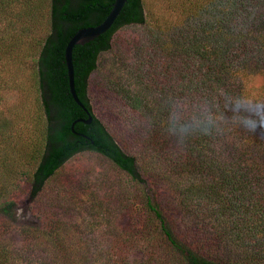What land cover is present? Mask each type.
Returning a JSON list of instances; mask_svg holds the SVG:
<instances>
[{
    "label": "trees",
    "instance_id": "1",
    "mask_svg": "<svg viewBox=\"0 0 264 264\" xmlns=\"http://www.w3.org/2000/svg\"><path fill=\"white\" fill-rule=\"evenodd\" d=\"M113 1L0 0V100L21 88L28 61L42 113L0 122V264H264V130L233 124L230 111L236 98L264 102L256 12L248 0H173L167 10L182 18L169 25L125 0L105 33L72 49L74 92L91 121L70 131L86 117L68 94L63 49ZM126 26L144 29V48L165 61L166 86L147 118L129 104L116 134L93 115L88 78ZM83 151L123 174L116 229L63 224L39 206L45 184ZM25 196L34 225L14 215Z\"/></svg>",
    "mask_w": 264,
    "mask_h": 264
},
{
    "label": "rangeland",
    "instance_id": "2",
    "mask_svg": "<svg viewBox=\"0 0 264 264\" xmlns=\"http://www.w3.org/2000/svg\"><path fill=\"white\" fill-rule=\"evenodd\" d=\"M141 1L144 11L158 22L170 25L180 21L181 16L176 12L178 9L173 12L167 10L173 0ZM247 5L256 12L255 28L264 30V0H248ZM143 36L144 29L139 26H126L117 30L111 38L110 48L99 54L96 69L88 78L92 113L116 134L123 133L122 129L126 124L124 121L128 119L127 116L133 115L128 108L129 104H135L134 108H140L142 116L147 118L164 97L166 82L163 81L161 64L165 65V61L158 59L159 55L156 56L154 51L149 53L144 48ZM24 64V75L19 80L21 88L1 93L0 122L3 124L18 117L25 119L27 115V120L36 116L42 118L38 94L28 81L26 69L29 62ZM171 86L170 81L168 87ZM35 128L33 124L31 129ZM23 132L24 130L22 134ZM23 137L21 135V139L18 138L16 142L20 149L12 148L15 153L22 149ZM123 180V174L107 159L96 153L83 151L65 161L59 173L45 184L39 197V206L50 216L55 214L56 220L63 224L98 221L99 224L116 229L124 222V218L116 212L123 205ZM165 194L163 191L164 198ZM27 200L25 196L19 208L14 210V215L18 222L34 225L36 221L26 213Z\"/></svg>",
    "mask_w": 264,
    "mask_h": 264
},
{
    "label": "water",
    "instance_id": "3",
    "mask_svg": "<svg viewBox=\"0 0 264 264\" xmlns=\"http://www.w3.org/2000/svg\"><path fill=\"white\" fill-rule=\"evenodd\" d=\"M125 0H114L108 14L105 18L95 26H89L85 28L78 29L66 42L63 49V63L66 70V80H67V89L70 98L73 103L80 108L86 119H75L70 125V131H73L72 127L75 123L89 124L91 121V115L88 113L87 109L83 104L78 100L73 88V68L71 61V52L73 47L82 46L88 42L93 41L103 33H105L113 24L114 20L118 16L120 10L122 9Z\"/></svg>",
    "mask_w": 264,
    "mask_h": 264
},
{
    "label": "clouds",
    "instance_id": "4",
    "mask_svg": "<svg viewBox=\"0 0 264 264\" xmlns=\"http://www.w3.org/2000/svg\"><path fill=\"white\" fill-rule=\"evenodd\" d=\"M255 105V107H252ZM232 123L250 132L264 130V102L247 97L236 98L230 106Z\"/></svg>",
    "mask_w": 264,
    "mask_h": 264
}]
</instances>
